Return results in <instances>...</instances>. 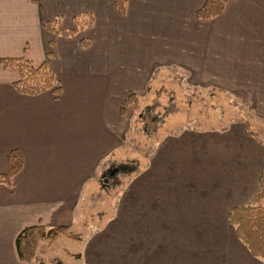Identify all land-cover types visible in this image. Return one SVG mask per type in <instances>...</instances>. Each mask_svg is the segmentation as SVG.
I'll return each instance as SVG.
<instances>
[{
	"label": "crops",
	"instance_id": "1",
	"mask_svg": "<svg viewBox=\"0 0 264 264\" xmlns=\"http://www.w3.org/2000/svg\"><path fill=\"white\" fill-rule=\"evenodd\" d=\"M125 1L122 13L116 0H0V173L12 150L24 157L14 187L0 183V264H38L17 250L25 227L76 226L104 172L129 157L135 107L126 99L135 93L142 102L157 74L170 70L227 91L264 120V0H228L209 19L197 15L207 0ZM85 13L93 14L92 26L73 36L45 28L57 16L61 29L75 28L73 18ZM23 55L50 63L60 98L14 88L19 72L1 58ZM246 122L257 127L238 118L221 127L179 126L158 138L113 196L111 215L79 238L82 250L70 257L82 264H264L229 219L261 189L264 141Z\"/></svg>",
	"mask_w": 264,
	"mask_h": 264
},
{
	"label": "rangeland",
	"instance_id": "2",
	"mask_svg": "<svg viewBox=\"0 0 264 264\" xmlns=\"http://www.w3.org/2000/svg\"><path fill=\"white\" fill-rule=\"evenodd\" d=\"M146 98L140 107L130 108L134 116L129 138V157L123 156L101 176L99 191H91V201H85L83 215L76 226L59 228L54 236L39 244L47 251L46 262L52 264H82L70 257L69 251L82 250L79 238L88 234L111 215L113 196L121 189L123 182L140 168V161L149 159L157 139L167 132H174L179 126H222L238 118L256 120L255 136L264 141V120L255 119L254 113L227 91L214 86L195 85L177 72L167 70L157 74ZM253 115V116H252ZM254 123V122H253ZM127 157L126 159H124ZM90 192L89 188L87 194ZM49 264V263H48Z\"/></svg>",
	"mask_w": 264,
	"mask_h": 264
},
{
	"label": "trees",
	"instance_id": "3",
	"mask_svg": "<svg viewBox=\"0 0 264 264\" xmlns=\"http://www.w3.org/2000/svg\"><path fill=\"white\" fill-rule=\"evenodd\" d=\"M118 1L119 9L122 13L126 10L125 0ZM228 0H207L199 8L197 15L202 19H209L220 16L226 9ZM75 28L63 30L59 26L62 17L46 21L45 28L49 31L60 34L65 37L73 36L81 30L91 27L94 21L93 14H80L73 18ZM83 47L91 44L89 39H82ZM1 64L8 69H16L20 78L13 82L14 88L22 94L37 96L52 90L56 98H60L63 91L61 81L55 74L50 63L43 61L40 64H34L25 55L20 57H2ZM140 107L137 94L131 93L126 99L125 106ZM125 112V108L122 109ZM258 117V116H257ZM259 118V117H258ZM248 125V130L253 131ZM8 169L5 173H0V183H6L13 188L15 177L21 172L24 165V157L19 149L12 150L8 155ZM264 170V169H263ZM261 189L252 198L251 203L234 208L230 214V223L235 227L238 238L245 242L250 252L261 258L264 262V171L260 177ZM60 227H49L44 224H34L23 229L17 237V250L22 259L35 261L38 264H48L43 250H40L39 244L43 240L50 238L58 232Z\"/></svg>",
	"mask_w": 264,
	"mask_h": 264
}]
</instances>
